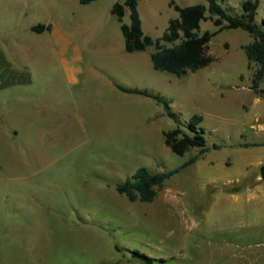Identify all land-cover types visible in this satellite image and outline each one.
<instances>
[{"label":"rangeland","instance_id":"1","mask_svg":"<svg viewBox=\"0 0 264 264\" xmlns=\"http://www.w3.org/2000/svg\"><path fill=\"white\" fill-rule=\"evenodd\" d=\"M115 1L0 0V43L14 60L28 62L39 89L50 85L56 101L44 116L57 125L55 132L17 133L14 100L0 102V264H264V222L254 223L252 206L243 216L237 202L221 196L237 192L227 174L242 176L259 149L240 141L264 136V93L253 87L258 66L249 65L243 47L253 35L241 27L219 30L209 42L214 59L179 76L153 66L154 45L126 49ZM169 1H138L153 38L179 16ZM219 2L230 13L243 11L241 0ZM48 21L55 31L34 28ZM123 21L130 22L128 7ZM217 29L209 16L196 31ZM55 34L64 36L63 46ZM123 87L162 95L176 118L154 98ZM194 113L203 115V157L166 178L153 200L119 192L116 184L138 167L164 171L199 152L176 153L164 135L178 125L189 130Z\"/></svg>","mask_w":264,"mask_h":264},{"label":"trees","instance_id":"2","mask_svg":"<svg viewBox=\"0 0 264 264\" xmlns=\"http://www.w3.org/2000/svg\"><path fill=\"white\" fill-rule=\"evenodd\" d=\"M93 0H80L82 3H88ZM139 0H116L112 6V12L122 21L121 28L125 36V46L127 49H135L154 45L153 64L157 69L168 70L177 75H184L189 71H195L200 67L209 64L214 56L209 53V42L212 36L223 28L241 27L253 35V40L243 47L249 58V65L252 62L257 63L254 72L253 83L257 92L264 93V88H259L261 78L264 76V20L256 19L257 9L260 0H243L241 2L242 13L234 14L227 11L219 0H207L208 6L204 3H195L182 6L175 0H170L178 11L179 16L169 20V24L163 34L157 38H153L150 34L145 33L142 25V19L138 9ZM126 7L130 9V22H124V14ZM212 13L207 15L206 10ZM211 17L218 26L217 30H205L199 34L196 29L200 27L203 19ZM50 28L51 24L46 26L44 23L34 25L37 30ZM171 43V44H166ZM127 91L139 92L154 97L158 102L162 103L167 113L176 118L170 102L158 93L149 91L148 89H140L137 87H123ZM203 115L194 113L189 121V130L180 125L166 130L164 132L165 142L171 149L179 154L185 153L192 147H198L199 152L190 156L182 164L164 171L153 172L148 167L142 165L137 168L133 175L125 181L118 182L116 188L119 192L126 194L131 200H153L158 190L164 187V181L169 176L178 172L195 162L208 149L206 137L200 122ZM249 144H257L248 142ZM221 144L213 143V147H220ZM262 177L264 178V163L260 167ZM239 184L234 186L238 189ZM134 253L145 260H151V256L134 250Z\"/></svg>","mask_w":264,"mask_h":264},{"label":"crops","instance_id":"3","mask_svg":"<svg viewBox=\"0 0 264 264\" xmlns=\"http://www.w3.org/2000/svg\"><path fill=\"white\" fill-rule=\"evenodd\" d=\"M242 1L243 0H241V2ZM256 19L258 21L264 20V0H260L259 2ZM44 24L46 26L51 24V27H46V29L55 31L56 25L53 22L48 21ZM53 37L55 38L57 45L63 44L64 36L55 34ZM138 49H146V47H141ZM127 50L133 51L134 49ZM153 52L151 53L152 63ZM16 58H18V55H16ZM66 74L67 78L70 81H74L77 79L75 74H72L69 70ZM37 85V77L33 70L30 68L28 62H26L25 60H20L19 62L14 60V56L9 55L0 43V102L5 106L12 103V101L14 100L16 104V107H14V111L16 115L17 125L13 127V130L17 133L19 131H29L36 135L42 132V127H46V130H48L47 132H55V129L57 128V125L53 127L54 124L44 116L45 114L50 115V109L48 108V106H52V104L56 101L52 88H50L49 85L45 88L39 89ZM66 89L68 88L66 87ZM254 90L255 92H257L256 89ZM58 91L59 94L63 95V92L65 91L63 84H61V87ZM257 93L259 95L262 94L261 92ZM61 108L63 113L65 109H67L63 104H61ZM66 113L68 115V111H66ZM67 122L68 121L65 119V125L68 129ZM260 128L261 132H264V122L260 124ZM258 134H260V132ZM248 142H255L257 144L247 145L246 143ZM239 144L245 148L250 149L251 146H255L259 149H256V152H254L256 154L255 160L253 162L249 161L244 164L242 176H238L234 180L232 175L227 174L226 184H231L237 181L239 184L237 192H228L223 190L224 192H222L221 196L225 201L237 202L235 208H237L238 212L243 214V216L248 212H252L251 210H249L252 206L255 217L254 223L261 224L262 222H264V178L262 177L260 167L264 163V136H260L258 140L254 141H240ZM249 149H245L244 151H249ZM201 157L203 156H200L196 161H198ZM227 163H231L230 159H227ZM253 164L255 165L254 167H252Z\"/></svg>","mask_w":264,"mask_h":264}]
</instances>
